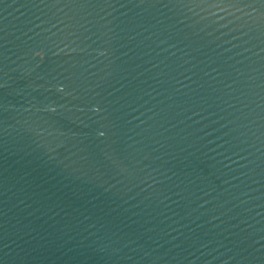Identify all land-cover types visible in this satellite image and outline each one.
Here are the masks:
<instances>
[{
	"label": "water",
	"instance_id": "95a60500",
	"mask_svg": "<svg viewBox=\"0 0 264 264\" xmlns=\"http://www.w3.org/2000/svg\"><path fill=\"white\" fill-rule=\"evenodd\" d=\"M0 264H264V0H0Z\"/></svg>",
	"mask_w": 264,
	"mask_h": 264
}]
</instances>
